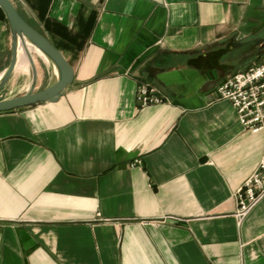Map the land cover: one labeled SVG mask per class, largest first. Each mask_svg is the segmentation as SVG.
Listing matches in <instances>:
<instances>
[{
  "label": "crops",
  "instance_id": "1",
  "mask_svg": "<svg viewBox=\"0 0 264 264\" xmlns=\"http://www.w3.org/2000/svg\"><path fill=\"white\" fill-rule=\"evenodd\" d=\"M10 1L73 80L0 113V264H264V195L236 216L264 133L215 96L264 57L240 59L264 51V0ZM10 44L0 20V74ZM142 84L162 103L139 107Z\"/></svg>",
  "mask_w": 264,
  "mask_h": 264
},
{
  "label": "water",
  "instance_id": "2",
  "mask_svg": "<svg viewBox=\"0 0 264 264\" xmlns=\"http://www.w3.org/2000/svg\"><path fill=\"white\" fill-rule=\"evenodd\" d=\"M0 20L7 21L11 32L9 62L0 74V91L15 70L19 61V51L23 53L30 70V83L27 90L19 95L0 99V113L41 102H56L72 83L73 68L71 65L54 45L21 17L10 0H0ZM262 46L264 47V42ZM29 48L41 52L53 72L50 82L40 90H35L37 71Z\"/></svg>",
  "mask_w": 264,
  "mask_h": 264
},
{
  "label": "built area",
  "instance_id": "3",
  "mask_svg": "<svg viewBox=\"0 0 264 264\" xmlns=\"http://www.w3.org/2000/svg\"><path fill=\"white\" fill-rule=\"evenodd\" d=\"M217 100L228 101L234 108L240 124L253 133H264V57L257 64L235 73L215 89ZM139 107L160 104L163 99L157 90L146 84L137 89ZM264 195V148L255 170L243 182L236 193L238 208L236 216H244Z\"/></svg>",
  "mask_w": 264,
  "mask_h": 264
},
{
  "label": "rangeland",
  "instance_id": "4",
  "mask_svg": "<svg viewBox=\"0 0 264 264\" xmlns=\"http://www.w3.org/2000/svg\"><path fill=\"white\" fill-rule=\"evenodd\" d=\"M264 51H261V49H257V54L260 56H256L251 52H247L245 56H243L241 59V62H245V63H251L254 61H257L260 59V57L262 58L261 54ZM252 65V64H251ZM29 78L27 76H23L20 73H18L17 71H15V73L10 76L8 82L6 83V85L3 87V89L0 91V99L2 98H6L9 97L11 95H15L16 93L23 91V86H25V81L29 80ZM37 88H35L36 90Z\"/></svg>",
  "mask_w": 264,
  "mask_h": 264
},
{
  "label": "bare ground",
  "instance_id": "5",
  "mask_svg": "<svg viewBox=\"0 0 264 264\" xmlns=\"http://www.w3.org/2000/svg\"><path fill=\"white\" fill-rule=\"evenodd\" d=\"M29 50H33V51H35L36 53H38V55H40L41 57L44 58L43 54H42L41 52H39L38 50H36V49H31V48H29ZM20 56H23V53H22L21 51H19V53H18V59H19Z\"/></svg>",
  "mask_w": 264,
  "mask_h": 264
}]
</instances>
